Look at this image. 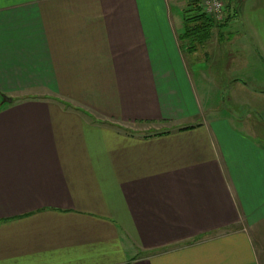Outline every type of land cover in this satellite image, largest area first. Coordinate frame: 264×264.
Here are the masks:
<instances>
[{
	"label": "crops",
	"instance_id": "obj_1",
	"mask_svg": "<svg viewBox=\"0 0 264 264\" xmlns=\"http://www.w3.org/2000/svg\"><path fill=\"white\" fill-rule=\"evenodd\" d=\"M184 7L0 0V264H264V118L201 104Z\"/></svg>",
	"mask_w": 264,
	"mask_h": 264
},
{
	"label": "rangeland",
	"instance_id": "obj_2",
	"mask_svg": "<svg viewBox=\"0 0 264 264\" xmlns=\"http://www.w3.org/2000/svg\"><path fill=\"white\" fill-rule=\"evenodd\" d=\"M235 1L240 3L236 15L233 8L226 11ZM221 2L222 19L209 17L226 23L214 26L195 52H188L183 39V55L201 104L221 110L233 126L247 132L249 120L264 118V0ZM253 134L264 146L260 134Z\"/></svg>",
	"mask_w": 264,
	"mask_h": 264
},
{
	"label": "trees",
	"instance_id": "obj_3",
	"mask_svg": "<svg viewBox=\"0 0 264 264\" xmlns=\"http://www.w3.org/2000/svg\"><path fill=\"white\" fill-rule=\"evenodd\" d=\"M200 0H185L183 10V31L179 38L181 41L186 39V47L189 53L195 52L196 45H201L210 37L211 29L214 26L224 25L225 20L221 23H215L209 16L201 11Z\"/></svg>",
	"mask_w": 264,
	"mask_h": 264
},
{
	"label": "built area",
	"instance_id": "obj_4",
	"mask_svg": "<svg viewBox=\"0 0 264 264\" xmlns=\"http://www.w3.org/2000/svg\"><path fill=\"white\" fill-rule=\"evenodd\" d=\"M199 4L206 15L217 20L222 19L223 7L221 0H200Z\"/></svg>",
	"mask_w": 264,
	"mask_h": 264
},
{
	"label": "water",
	"instance_id": "obj_5",
	"mask_svg": "<svg viewBox=\"0 0 264 264\" xmlns=\"http://www.w3.org/2000/svg\"><path fill=\"white\" fill-rule=\"evenodd\" d=\"M2 98H3V101L4 102H7V103H9L10 101H11V99L10 98H8V97H6V96H2Z\"/></svg>",
	"mask_w": 264,
	"mask_h": 264
}]
</instances>
